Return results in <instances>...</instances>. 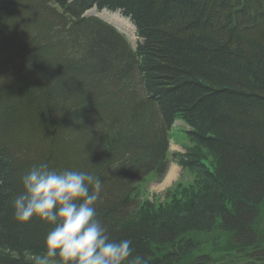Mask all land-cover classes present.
<instances>
[{
  "label": "trees",
  "instance_id": "1",
  "mask_svg": "<svg viewBox=\"0 0 264 264\" xmlns=\"http://www.w3.org/2000/svg\"><path fill=\"white\" fill-rule=\"evenodd\" d=\"M170 160L197 181L155 210L140 193ZM40 163L99 176L97 217L146 264H214L220 240L264 264V0H0V264L42 254L51 226L12 207Z\"/></svg>",
  "mask_w": 264,
  "mask_h": 264
},
{
  "label": "clouds",
  "instance_id": "2",
  "mask_svg": "<svg viewBox=\"0 0 264 264\" xmlns=\"http://www.w3.org/2000/svg\"><path fill=\"white\" fill-rule=\"evenodd\" d=\"M21 185L12 204L15 221L35 218L51 226L34 264H146L141 255H133L131 240L110 239L97 217L99 176L40 163L22 176Z\"/></svg>",
  "mask_w": 264,
  "mask_h": 264
},
{
  "label": "rangeland",
  "instance_id": "3",
  "mask_svg": "<svg viewBox=\"0 0 264 264\" xmlns=\"http://www.w3.org/2000/svg\"><path fill=\"white\" fill-rule=\"evenodd\" d=\"M93 11L95 14H91L90 12ZM86 13V17L92 16V17H98L100 15V12L98 13L96 10H91ZM90 13V14H88ZM117 17H113L112 13L107 12L103 16L107 18L108 20H116V23H111L110 25L113 26L119 33H121L129 42L131 48L134 50L138 43H140V40L136 36V32L132 31L127 24L126 19H122L119 13H117ZM121 18H120V17ZM99 18V17H98ZM112 18V19H111ZM102 20V19H101ZM127 21V22H126ZM106 22V21H104ZM107 23V22H106ZM129 23V22H128ZM109 24V23H108ZM186 128L185 126L179 122L176 121L171 129V140H170V152L171 153H183L182 148L188 146V140L187 136L185 134ZM208 164L211 163V159L207 161ZM170 171H173V174H171L170 178L168 180L167 176ZM196 178L194 175L189 174L188 172H182L173 162L170 160L168 171L164 177L163 180L160 182H156L154 177H149L146 182V186L143 193H140V196L143 200L148 201L151 203L155 210L165 208L166 205L170 204V200L164 199L163 195L165 191L173 188L174 186H178L180 184L187 186V185H193L196 183ZM177 199H179L177 197ZM258 230L262 233H264V209L262 210V216L258 222ZM224 243V240H220L219 244H213L212 241H208V245L205 246L202 250L204 253H209L211 257L214 258V264H251L248 259L245 258L243 255H238L235 253L234 249L232 251V248H229L230 251L225 250L223 252V247H221V244ZM230 247V246H228ZM220 251V253H219ZM213 253V254H212ZM231 253V254H229Z\"/></svg>",
  "mask_w": 264,
  "mask_h": 264
},
{
  "label": "bare ground",
  "instance_id": "4",
  "mask_svg": "<svg viewBox=\"0 0 264 264\" xmlns=\"http://www.w3.org/2000/svg\"><path fill=\"white\" fill-rule=\"evenodd\" d=\"M91 10H95L94 8L93 9H91ZM90 10V11H91ZM87 12H89V11H87ZM86 12V13H87ZM86 13L84 14V16H86ZM91 14H95L93 11H91L90 12ZM90 13H88V14H90ZM99 13V12H98ZM104 14H106V11H104V10H102V11H100V15L98 16V17H96V18H98V19H102L103 21H106L107 23H109V24H111V23H113L114 21V23H116V20H114L113 22H112V20L110 21V20H108L107 18H105V16H103ZM112 15H113V17H117L118 16V14L117 13H112ZM95 17V16H94ZM120 17V16H119ZM121 18V17H120ZM112 19V18H111ZM123 19V18H122ZM124 20V19H123ZM127 22V21H126ZM127 24L129 25V27H130V29L134 32V31H136L135 30V28H134V26H132L131 24H129L128 22H127ZM112 25V24H111ZM171 174H173V171H170L169 172V174H168V176H167V179L166 180H168L169 178H170V176H171Z\"/></svg>",
  "mask_w": 264,
  "mask_h": 264
}]
</instances>
